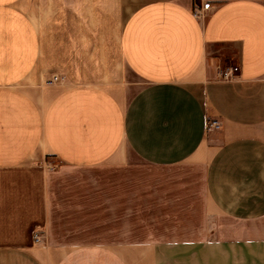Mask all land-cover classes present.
Returning <instances> with one entry per match:
<instances>
[{
	"label": "crops",
	"instance_id": "obj_1",
	"mask_svg": "<svg viewBox=\"0 0 264 264\" xmlns=\"http://www.w3.org/2000/svg\"><path fill=\"white\" fill-rule=\"evenodd\" d=\"M0 264H264V0H0Z\"/></svg>",
	"mask_w": 264,
	"mask_h": 264
},
{
	"label": "built area",
	"instance_id": "obj_2",
	"mask_svg": "<svg viewBox=\"0 0 264 264\" xmlns=\"http://www.w3.org/2000/svg\"><path fill=\"white\" fill-rule=\"evenodd\" d=\"M210 8V3L209 2H203L200 6H194L193 8V14L194 16L198 18H204L206 16V11H208ZM239 71L238 65H233V66H228L226 68H219L218 70V78L223 79V80H233L237 78V72ZM64 80V76L60 75L58 73H54L51 75V78L49 79V82H61ZM206 130H211L214 128L219 127V123L216 120H208L206 122ZM42 234L40 233L39 230L34 231V242L35 243H40L42 241Z\"/></svg>",
	"mask_w": 264,
	"mask_h": 264
}]
</instances>
